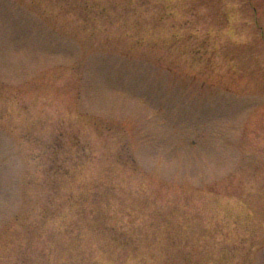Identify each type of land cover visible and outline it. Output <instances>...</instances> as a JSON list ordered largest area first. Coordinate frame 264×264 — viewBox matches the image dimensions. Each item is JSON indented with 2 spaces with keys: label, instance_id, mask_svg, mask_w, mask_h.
<instances>
[{
  "label": "rangeland",
  "instance_id": "1",
  "mask_svg": "<svg viewBox=\"0 0 264 264\" xmlns=\"http://www.w3.org/2000/svg\"><path fill=\"white\" fill-rule=\"evenodd\" d=\"M0 264H264V0H0Z\"/></svg>",
  "mask_w": 264,
  "mask_h": 264
}]
</instances>
